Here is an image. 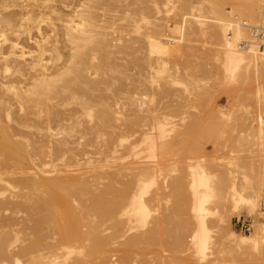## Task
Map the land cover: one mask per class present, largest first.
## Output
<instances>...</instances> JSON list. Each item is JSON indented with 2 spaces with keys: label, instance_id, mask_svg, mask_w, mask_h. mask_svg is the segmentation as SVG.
Returning a JSON list of instances; mask_svg holds the SVG:
<instances>
[{
  "label": "bare ground",
  "instance_id": "6f19581e",
  "mask_svg": "<svg viewBox=\"0 0 264 264\" xmlns=\"http://www.w3.org/2000/svg\"><path fill=\"white\" fill-rule=\"evenodd\" d=\"M157 1L0 0V264H109V239L124 238L133 223L145 225L144 199L155 179L133 178L131 33L136 12L149 23L146 14ZM260 1L178 0L175 15L189 20L193 12L200 26L193 34L208 40L204 45L210 43L207 51L224 80L234 84L229 98L236 101L242 92L264 114V51L238 46L250 40L243 24L261 19ZM166 27L153 25L145 33L151 51L169 49ZM257 119L244 136L264 156V119ZM157 126L161 146L165 123ZM156 143L146 135L141 144L153 154ZM201 163L190 166L188 184L193 254L200 263L210 252V264L225 256L260 264L264 225L254 221L249 234H238L213 204L224 200L232 211L255 215L264 190L243 175L215 181ZM122 241L127 259L133 246L128 236Z\"/></svg>",
  "mask_w": 264,
  "mask_h": 264
},
{
  "label": "rangeland",
  "instance_id": "374dc122",
  "mask_svg": "<svg viewBox=\"0 0 264 264\" xmlns=\"http://www.w3.org/2000/svg\"><path fill=\"white\" fill-rule=\"evenodd\" d=\"M12 1L19 0H7L8 4ZM157 2L158 7H149L150 11L146 14L149 23L139 19L137 14L139 12H136L131 33L135 51L131 68L132 101L129 106L135 124L132 141L136 148L132 161L135 167L133 174L136 175H133V178L153 177L155 183L144 199L149 209L145 225L139 226L133 223L134 227L125 234L132 243L130 246H133L130 252L126 249L127 259L131 258L124 259L125 250L121 251L124 249L121 243L125 237L109 239L112 246L111 249L109 245L105 248L106 250L109 247L106 255L109 264H210L211 262L208 263L207 260L210 261L214 254L209 252L208 259L200 263L189 244L195 229L190 213L192 203L188 187L190 166L202 162L204 168L215 176L216 179L213 178L215 181L222 179L223 182L228 180L229 183L232 177L240 180L243 179V175L255 185L258 183L257 185L264 190V181H260L261 174L264 173V159H262L264 156H261L259 147L254 145L249 137L247 139L244 136L247 133V125L257 126L259 122L257 118L261 116L264 119L262 116L264 114H259L255 105L245 94L244 97L242 92L240 96L243 97H239L240 100L230 99L232 97L229 95L234 84L224 80L222 70L219 64H216L218 62L207 51L210 43L208 46L204 45L208 40L203 38L204 42H202L201 34H193L200 27L198 22L192 19L193 12H189V20H186L175 15L178 0H168L167 5L162 0ZM261 7L260 1L259 14ZM158 24L167 26L164 40L169 49L162 53L160 49L151 51L145 39L149 27ZM175 25L181 27L179 33L173 31ZM197 52L199 53L196 54ZM189 54L195 57H190ZM197 56L199 59L201 56L199 61L194 60ZM221 112L230 113L229 117L221 116ZM158 122L165 123V135L161 146L158 145ZM146 135L157 142L153 154L141 144ZM233 160L236 166L230 167L227 161L233 162ZM146 168L152 171L144 174ZM226 170L230 172L234 170L236 176L233 173L225 174ZM220 172L222 174L219 175ZM215 183L221 185L222 181ZM219 185L215 184L216 190ZM225 186L223 184L222 187ZM217 194L220 193L217 191ZM126 197L123 196L122 202H126ZM222 201L220 200L219 204L216 201L218 205L215 206L214 203L213 206L218 212L221 211L219 213L224 212L223 214L228 217L230 228L238 234H249L253 229L251 228L248 233L241 232L234 224L238 218H249L251 227L257 220L264 225V195L259 198L255 215H249L244 209L239 212L232 211L227 201L220 206ZM217 206L219 209L216 208ZM228 212L231 216H228ZM213 219L210 221L214 222ZM119 239L121 242L118 241ZM114 246L119 248L116 249ZM213 247L215 246L210 248L211 252L214 251ZM225 258L217 264H258V262L232 260V257L228 256ZM260 264H264V261Z\"/></svg>",
  "mask_w": 264,
  "mask_h": 264
},
{
  "label": "built area",
  "instance_id": "2783aa9c",
  "mask_svg": "<svg viewBox=\"0 0 264 264\" xmlns=\"http://www.w3.org/2000/svg\"><path fill=\"white\" fill-rule=\"evenodd\" d=\"M250 34V40L248 42H239V47H256L257 49L264 51V0H262L261 7V19L256 25L243 24ZM234 224L237 228L243 232L248 233L251 230V220L249 218H238Z\"/></svg>",
  "mask_w": 264,
  "mask_h": 264
}]
</instances>
